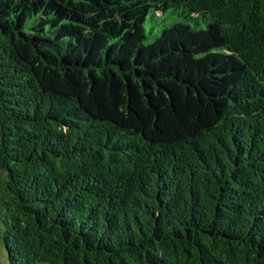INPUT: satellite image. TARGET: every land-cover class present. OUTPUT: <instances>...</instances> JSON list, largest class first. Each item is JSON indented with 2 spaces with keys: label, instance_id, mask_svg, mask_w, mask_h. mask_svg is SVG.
Masks as SVG:
<instances>
[{
  "label": "trees",
  "instance_id": "obj_1",
  "mask_svg": "<svg viewBox=\"0 0 264 264\" xmlns=\"http://www.w3.org/2000/svg\"><path fill=\"white\" fill-rule=\"evenodd\" d=\"M0 238L264 264V0H0Z\"/></svg>",
  "mask_w": 264,
  "mask_h": 264
},
{
  "label": "rangeland",
  "instance_id": "obj_2",
  "mask_svg": "<svg viewBox=\"0 0 264 264\" xmlns=\"http://www.w3.org/2000/svg\"><path fill=\"white\" fill-rule=\"evenodd\" d=\"M150 29V26L148 27ZM154 35H150L149 38L153 39ZM0 264H8V258L6 255L5 247L2 243V240L0 238Z\"/></svg>",
  "mask_w": 264,
  "mask_h": 264
}]
</instances>
